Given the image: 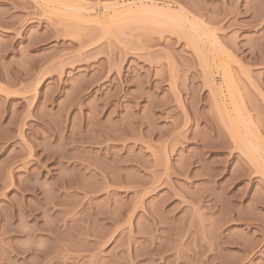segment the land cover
I'll return each mask as SVG.
<instances>
[{
  "label": "rangeland",
  "instance_id": "obj_1",
  "mask_svg": "<svg viewBox=\"0 0 264 264\" xmlns=\"http://www.w3.org/2000/svg\"><path fill=\"white\" fill-rule=\"evenodd\" d=\"M0 264H264V0H0Z\"/></svg>",
  "mask_w": 264,
  "mask_h": 264
}]
</instances>
